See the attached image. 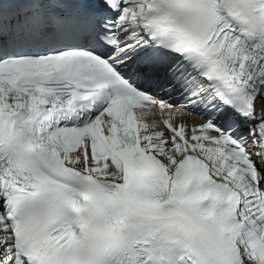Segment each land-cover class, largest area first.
I'll return each instance as SVG.
<instances>
[{"label":"snow or ice","instance_id":"obj_1","mask_svg":"<svg viewBox=\"0 0 264 264\" xmlns=\"http://www.w3.org/2000/svg\"><path fill=\"white\" fill-rule=\"evenodd\" d=\"M0 264H264V0H0Z\"/></svg>","mask_w":264,"mask_h":264},{"label":"bare ground","instance_id":"obj_2","mask_svg":"<svg viewBox=\"0 0 264 264\" xmlns=\"http://www.w3.org/2000/svg\"><path fill=\"white\" fill-rule=\"evenodd\" d=\"M199 121L197 118H196V122Z\"/></svg>","mask_w":264,"mask_h":264}]
</instances>
